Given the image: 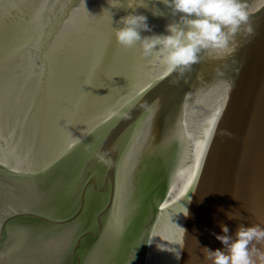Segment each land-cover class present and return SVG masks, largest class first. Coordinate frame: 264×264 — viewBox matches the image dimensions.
<instances>
[{
	"label": "water",
	"instance_id": "water-1",
	"mask_svg": "<svg viewBox=\"0 0 264 264\" xmlns=\"http://www.w3.org/2000/svg\"><path fill=\"white\" fill-rule=\"evenodd\" d=\"M109 2L0 0V264H210L221 224L264 227V0L183 76Z\"/></svg>",
	"mask_w": 264,
	"mask_h": 264
},
{
	"label": "clouds",
	"instance_id": "clouds-1",
	"mask_svg": "<svg viewBox=\"0 0 264 264\" xmlns=\"http://www.w3.org/2000/svg\"><path fill=\"white\" fill-rule=\"evenodd\" d=\"M170 11L173 19L166 25L167 34L141 36L152 32L147 17L136 13L145 7L144 0H111L113 8L124 7L132 12L116 21L122 27L112 28L117 44L124 47L139 45L145 57L155 56L167 66L169 72L179 70L183 76L193 65L201 62V53L223 52L236 45L237 34H251L246 0H160ZM85 4V2H84ZM153 15H163L159 10ZM112 22V17H111ZM217 73L223 75L221 69ZM191 199V198H190ZM190 202V200H189ZM228 219H233L226 213ZM223 234H215L222 249L203 247L205 261L210 264H264V227L260 224H240L235 238L229 235L227 225L221 224ZM259 246V247H258Z\"/></svg>",
	"mask_w": 264,
	"mask_h": 264
}]
</instances>
